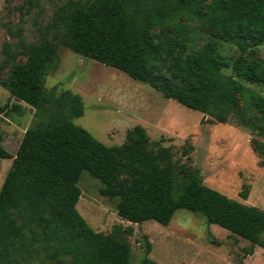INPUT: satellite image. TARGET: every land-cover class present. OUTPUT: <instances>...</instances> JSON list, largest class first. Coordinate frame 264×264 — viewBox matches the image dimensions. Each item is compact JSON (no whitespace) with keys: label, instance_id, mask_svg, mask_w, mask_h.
<instances>
[{"label":"trees","instance_id":"16d2710c","mask_svg":"<svg viewBox=\"0 0 264 264\" xmlns=\"http://www.w3.org/2000/svg\"><path fill=\"white\" fill-rule=\"evenodd\" d=\"M7 33L17 41L1 45L0 86L33 115L14 155L3 148L0 129V159H11L0 186V264H129V244L116 232L92 230L75 209L82 171L99 181L101 196L117 199V215L129 223L164 226L182 209L249 242L245 256L264 250V210L203 185L196 169L177 167L172 152L141 126L127 130L118 146L102 144L72 122L83 114L79 95L44 87L66 49L210 122H232L264 140V95L249 87L264 85V59L257 56L264 0H66L38 28L36 41L26 43L21 27ZM223 44L238 54L224 55ZM9 112L20 107H0V115ZM252 144L264 159V142ZM242 189L245 199L248 187ZM149 248L145 243L140 264H155Z\"/></svg>","mask_w":264,"mask_h":264},{"label":"rangeland","instance_id":"374dc122","mask_svg":"<svg viewBox=\"0 0 264 264\" xmlns=\"http://www.w3.org/2000/svg\"><path fill=\"white\" fill-rule=\"evenodd\" d=\"M26 0H0V49L3 43L15 44L7 29H23V39L31 43L38 38V28L48 22L56 6L66 0H38L29 5ZM200 43L198 35L193 37ZM221 52L235 57V47L223 44ZM257 56L264 59V43ZM224 73H229L225 70ZM5 72L0 71V79ZM44 87L80 96L82 116L72 122L84 128L106 146H118L125 132L141 126L151 142L168 148L176 166L196 169L203 185L228 198L264 210V159L253 150L257 138L249 130L232 122H210L203 113L189 110L173 100L165 99L148 85L131 79L121 71L61 49L55 72L44 78ZM258 89L264 95V85ZM17 105L20 112L0 115L3 148L15 154L24 130L31 124L33 109L10 97L0 86V107ZM188 147L191 150L183 154ZM189 157V160H186ZM11 159H0V186ZM243 185L247 197L241 199ZM80 190L75 209L88 226L102 234L116 232L130 246L129 264H140L145 243H149L147 258L155 264H264V250L254 247L252 255H244L250 243L216 225L206 223L198 213L179 209L167 225L154 221L132 224L116 212L117 199L99 194L100 183L85 171L77 182ZM116 228L113 231V228ZM264 240V234L262 235ZM34 260L31 264H37ZM54 264H59L54 262Z\"/></svg>","mask_w":264,"mask_h":264}]
</instances>
